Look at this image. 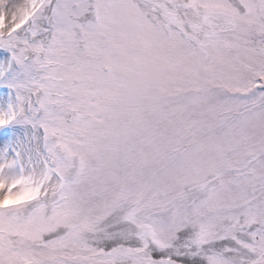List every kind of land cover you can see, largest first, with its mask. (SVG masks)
I'll list each match as a JSON object with an SVG mask.
<instances>
[{
  "label": "snow or ice",
  "instance_id": "6c2138e0",
  "mask_svg": "<svg viewBox=\"0 0 264 264\" xmlns=\"http://www.w3.org/2000/svg\"><path fill=\"white\" fill-rule=\"evenodd\" d=\"M0 264H264V0H0Z\"/></svg>",
  "mask_w": 264,
  "mask_h": 264
}]
</instances>
